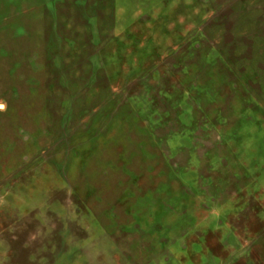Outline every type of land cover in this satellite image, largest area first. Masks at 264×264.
Wrapping results in <instances>:
<instances>
[{
  "label": "rangeland",
  "instance_id": "374dc122",
  "mask_svg": "<svg viewBox=\"0 0 264 264\" xmlns=\"http://www.w3.org/2000/svg\"><path fill=\"white\" fill-rule=\"evenodd\" d=\"M0 106V264H264V0H0Z\"/></svg>",
  "mask_w": 264,
  "mask_h": 264
},
{
  "label": "water",
  "instance_id": "95a60500",
  "mask_svg": "<svg viewBox=\"0 0 264 264\" xmlns=\"http://www.w3.org/2000/svg\"><path fill=\"white\" fill-rule=\"evenodd\" d=\"M123 43H125V41L123 42ZM122 53H120V52H118V54H117V56H119V57H122Z\"/></svg>",
  "mask_w": 264,
  "mask_h": 264
},
{
  "label": "clouds",
  "instance_id": "9594fccd",
  "mask_svg": "<svg viewBox=\"0 0 264 264\" xmlns=\"http://www.w3.org/2000/svg\"><path fill=\"white\" fill-rule=\"evenodd\" d=\"M3 106H0V109H2Z\"/></svg>",
  "mask_w": 264,
  "mask_h": 264
}]
</instances>
